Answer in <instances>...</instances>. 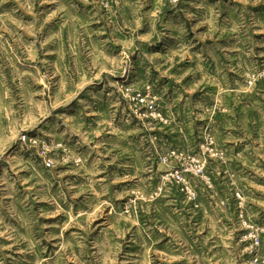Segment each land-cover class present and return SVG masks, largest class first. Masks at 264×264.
Returning a JSON list of instances; mask_svg holds the SVG:
<instances>
[{
	"label": "rangeland",
	"instance_id": "rangeland-1",
	"mask_svg": "<svg viewBox=\"0 0 264 264\" xmlns=\"http://www.w3.org/2000/svg\"><path fill=\"white\" fill-rule=\"evenodd\" d=\"M0 264H264V0H0Z\"/></svg>",
	"mask_w": 264,
	"mask_h": 264
}]
</instances>
